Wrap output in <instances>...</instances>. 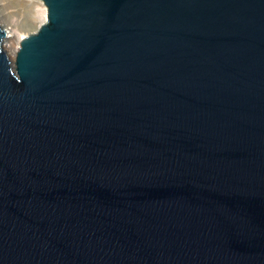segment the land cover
<instances>
[{
    "label": "water",
    "instance_id": "95a60500",
    "mask_svg": "<svg viewBox=\"0 0 264 264\" xmlns=\"http://www.w3.org/2000/svg\"><path fill=\"white\" fill-rule=\"evenodd\" d=\"M0 27V264H264V0H39Z\"/></svg>",
    "mask_w": 264,
    "mask_h": 264
},
{
    "label": "bare ground",
    "instance_id": "6f19581e",
    "mask_svg": "<svg viewBox=\"0 0 264 264\" xmlns=\"http://www.w3.org/2000/svg\"><path fill=\"white\" fill-rule=\"evenodd\" d=\"M33 5V0H0V22L4 24L2 27L6 33L2 47L7 55H14V45L23 38H16V35L28 28L37 16ZM43 15L44 21L45 13Z\"/></svg>",
    "mask_w": 264,
    "mask_h": 264
},
{
    "label": "rangeland",
    "instance_id": "374dc122",
    "mask_svg": "<svg viewBox=\"0 0 264 264\" xmlns=\"http://www.w3.org/2000/svg\"><path fill=\"white\" fill-rule=\"evenodd\" d=\"M33 2L35 4V5H33L34 6V14H35V16L37 15L35 17V19H34L35 22L33 21V23L30 24V26L28 28H26L23 31H20L18 33V35H16L17 37L15 36L16 38H18V37H25V36H27L29 34L34 33L37 30V28L39 27V25L44 22L43 21V16H44L43 14L45 13V10H44V7H43L42 3L39 0H33ZM2 25L4 26V24H2L0 22V27H2ZM17 46H18V44L14 45V52H15ZM8 57L12 58L13 57V54H12V56L11 55H8Z\"/></svg>",
    "mask_w": 264,
    "mask_h": 264
}]
</instances>
